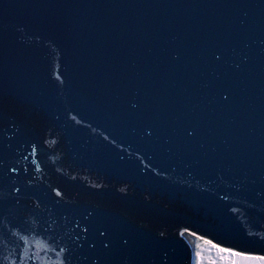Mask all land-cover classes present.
Here are the masks:
<instances>
[{"label": "water", "instance_id": "water-1", "mask_svg": "<svg viewBox=\"0 0 264 264\" xmlns=\"http://www.w3.org/2000/svg\"><path fill=\"white\" fill-rule=\"evenodd\" d=\"M264 256V0H0V264Z\"/></svg>", "mask_w": 264, "mask_h": 264}, {"label": "rangeland", "instance_id": "rangeland-1", "mask_svg": "<svg viewBox=\"0 0 264 264\" xmlns=\"http://www.w3.org/2000/svg\"><path fill=\"white\" fill-rule=\"evenodd\" d=\"M190 236V235H189ZM188 239V237L186 236ZM194 250H195V262L194 264H232L233 261L239 260L240 257L231 256L229 253L233 252H221L219 251V247H213L212 243L210 244L209 241L197 236L189 237ZM199 253V256L197 255ZM247 257H260V256H250V255H242Z\"/></svg>", "mask_w": 264, "mask_h": 264}, {"label": "snow or ice", "instance_id": "snow-or-ice-1", "mask_svg": "<svg viewBox=\"0 0 264 264\" xmlns=\"http://www.w3.org/2000/svg\"><path fill=\"white\" fill-rule=\"evenodd\" d=\"M215 247V246H213ZM221 252H228L227 249H219ZM231 256L240 257L239 260H235L232 262V264H264V256L260 257H247V256H241L240 253H229ZM199 256V253H197ZM199 264V262H198Z\"/></svg>", "mask_w": 264, "mask_h": 264}, {"label": "trees", "instance_id": "trees-1", "mask_svg": "<svg viewBox=\"0 0 264 264\" xmlns=\"http://www.w3.org/2000/svg\"><path fill=\"white\" fill-rule=\"evenodd\" d=\"M183 234H184L185 236H187L188 239H189V237H191V236H189L190 234H187V233H185V232H183Z\"/></svg>", "mask_w": 264, "mask_h": 264}]
</instances>
